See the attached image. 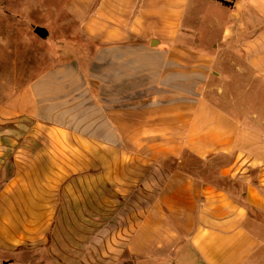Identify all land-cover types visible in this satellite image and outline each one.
<instances>
[{
    "label": "crops",
    "instance_id": "crops-1",
    "mask_svg": "<svg viewBox=\"0 0 264 264\" xmlns=\"http://www.w3.org/2000/svg\"><path fill=\"white\" fill-rule=\"evenodd\" d=\"M195 1L70 0L87 55L0 83V264H264V115L228 95L264 91V0ZM197 25L211 52L178 42Z\"/></svg>",
    "mask_w": 264,
    "mask_h": 264
},
{
    "label": "rangeland",
    "instance_id": "rangeland-1",
    "mask_svg": "<svg viewBox=\"0 0 264 264\" xmlns=\"http://www.w3.org/2000/svg\"><path fill=\"white\" fill-rule=\"evenodd\" d=\"M69 1L0 0V20L12 22L11 27L0 23V61H2L0 63V83L14 82L17 90L23 89L41 73L69 61L67 55L73 53L74 46L84 55H87L82 49V47L86 49L87 39L81 31V24L67 10ZM194 7L196 10H189L188 12H197L198 15L203 13L207 15L208 19L206 20L214 19L224 22L230 15V12L218 2L210 0H196ZM197 26L199 28L192 29V27L190 33L179 34L178 42L183 45L185 50L199 54L211 52L208 47L212 38H218L217 28L209 30L206 26ZM36 27L45 28L49 33L48 38L43 39L37 35L35 33ZM7 37L9 38L8 46L4 48L3 38L8 41ZM209 38L211 40H208ZM8 49L9 56L7 54ZM82 61L87 63L86 58H83ZM252 83H254L252 77H240L235 85L236 91L228 92V95H233L236 98H255V105L250 108H243V110L248 113L256 112L259 115H264V91H257L255 88L253 94L245 95L246 91L241 89ZM216 85V81H212L211 87L206 91L209 97L215 99L220 97L217 96ZM192 162L196 163L194 160ZM87 257L96 261L94 264H112L107 260L104 251L89 252ZM126 258L127 256L122 261L123 264H131V261L126 260ZM54 260L55 253L49 254L44 251L39 252L36 258L23 257L17 260L15 264H52Z\"/></svg>",
    "mask_w": 264,
    "mask_h": 264
},
{
    "label": "water",
    "instance_id": "water-1",
    "mask_svg": "<svg viewBox=\"0 0 264 264\" xmlns=\"http://www.w3.org/2000/svg\"><path fill=\"white\" fill-rule=\"evenodd\" d=\"M35 33L37 35H39L41 38L43 39H47L48 38V31L45 29V28H42V27H36L35 28Z\"/></svg>",
    "mask_w": 264,
    "mask_h": 264
},
{
    "label": "trees",
    "instance_id": "trees-1",
    "mask_svg": "<svg viewBox=\"0 0 264 264\" xmlns=\"http://www.w3.org/2000/svg\"><path fill=\"white\" fill-rule=\"evenodd\" d=\"M219 1H221V0H219ZM221 2H223V1H221ZM223 3L226 4V5L228 4L227 2H223Z\"/></svg>",
    "mask_w": 264,
    "mask_h": 264
}]
</instances>
